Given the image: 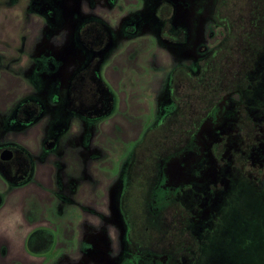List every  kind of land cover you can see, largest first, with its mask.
<instances>
[{"label": "rangeland", "instance_id": "obj_1", "mask_svg": "<svg viewBox=\"0 0 264 264\" xmlns=\"http://www.w3.org/2000/svg\"><path fill=\"white\" fill-rule=\"evenodd\" d=\"M36 1L0 0V151L12 148L15 157L25 158L32 168L21 184L12 183L0 169V264H61L68 254L90 249L94 243L78 231L87 214L97 218L89 227L108 233L110 239L104 236L100 243L105 255L93 262L84 258L88 264H121L134 256L137 264H264V145L240 167L234 150L242 145L244 133H252L253 123L245 118L242 132L230 124L239 111L238 93L211 111L196 143L188 142L184 152L176 153L192 156L194 162L185 160L180 167L170 161L161 185L155 186V178L151 184L149 153L145 156L144 148L136 152L148 130L158 127L151 140L165 134L161 118L172 105V68L182 64L195 71L201 50L218 37L212 18L215 0H171L173 27L183 24L188 30L182 44L159 36L153 17L156 0H57L61 12L54 1L52 25ZM246 2L238 3L245 8ZM97 9L110 29L109 23H120L119 16L131 21V16L142 14L146 33L119 41L103 53L107 56L98 76L112 93L113 108L103 117L90 118L69 106L67 89L70 77L83 65L73 23ZM48 52L51 57L46 59L42 55ZM30 98L41 101V114L30 122H13L14 111ZM249 116L251 121L261 118L256 109L249 110ZM226 123L232 139L220 150L226 165L216 169L232 172L227 173L231 189L216 200L213 189L208 203L189 218L197 205L192 203L188 214L180 210L174 183L181 187L179 180L192 168L186 163L196 169L216 167L206 161L212 158L215 129ZM232 175L244 177L239 184ZM118 187L124 194L125 222L115 207ZM13 221L15 227L9 229ZM126 223L140 236L146 227L151 243L144 251L127 241Z\"/></svg>", "mask_w": 264, "mask_h": 264}, {"label": "trees", "instance_id": "obj_2", "mask_svg": "<svg viewBox=\"0 0 264 264\" xmlns=\"http://www.w3.org/2000/svg\"><path fill=\"white\" fill-rule=\"evenodd\" d=\"M239 1L241 0H215L212 18L218 28V37L214 43L201 50L196 70L182 64L172 68L169 85L171 110L161 118L165 134L161 132L162 135L151 140L152 132L158 127L150 129L144 142L136 147L137 153L143 148L145 156L149 153L152 166L184 149L195 137L202 121L225 97L233 93H238L241 98L235 102V109L238 108L247 115L239 116L240 132L245 125L242 123L248 118L250 124L253 123L249 128L252 133H244L243 137L246 141L255 139L258 127L255 119L251 121L249 110L264 111V0H247L245 8H242ZM174 15L175 8L170 0H156L153 17L160 24L159 36L172 43L184 42L185 37L175 38L174 31L170 29L173 27ZM54 18H48L50 24L54 22ZM75 36L80 47L90 54V58L70 78L68 104L78 108L81 115L103 117L112 110L114 99L110 90L100 82L98 68L102 53L110 45L111 29L102 19L90 18L78 27ZM254 93L257 99H262L256 100ZM93 102L97 103L87 106ZM28 107L34 108L33 113ZM82 107L90 108L84 110ZM17 112L18 121L26 123L37 118L42 107L30 99L19 106ZM254 126L257 127L256 132ZM257 146L258 144L241 146L238 152L241 161L247 162L248 155L257 154ZM26 178L17 184L23 183ZM200 243L201 241L199 245Z\"/></svg>", "mask_w": 264, "mask_h": 264}, {"label": "flooded vegetation", "instance_id": "obj_3", "mask_svg": "<svg viewBox=\"0 0 264 264\" xmlns=\"http://www.w3.org/2000/svg\"><path fill=\"white\" fill-rule=\"evenodd\" d=\"M54 1L56 2L57 7H58L57 11L60 13L61 10L59 8L57 0H40V1H38V3L36 1L35 6L37 9H38V6H40V9L42 10V12L44 14H46V17L52 18L54 16L53 11H56L54 6L52 5L54 3ZM170 2L172 3L171 0H170ZM54 5H55V3H54ZM88 16H89L88 14H85L84 16L76 18L75 22H74V25H75L74 42L78 45V47H80V45L78 44V42L76 40V36H75L76 30L78 29V27L84 21H86L90 18H99V17H96L95 15H93L91 17H88ZM174 17H175V15H174ZM77 21H79V23H76ZM57 22H58V19H57L56 23ZM156 22L158 24V28H160V24L158 23L157 20H156ZM130 28H132V26H127L126 30H129ZM170 29L174 31L175 38L180 36V37H185L187 40L188 30H187L185 25L182 24L179 27H174V28L171 27ZM110 43H111V39H110ZM180 43L182 44L183 42H180ZM80 49H82V51L86 55L85 62L83 63V65H84L89 60L90 54L86 50H84L83 48L80 47ZM102 57H103V53H102ZM51 66L53 67L54 65H51ZM69 81H70V79H69ZM68 88H69V82H68ZM67 91H68V89H67ZM169 97H170V95H169ZM30 99L38 102L41 105V107L43 108L41 101L34 99V98H30ZM170 103L172 104L171 100H169L168 105H170ZM28 109L31 113H33L34 108L28 107ZM258 112L260 113L261 118L259 120L255 119V121H256L255 124L258 127V132L256 134L255 139L253 141H246V139L243 137V138H241L242 140H240L239 145L240 144H242L241 146H244L245 144L246 145L258 144L259 146L264 145V111L260 110ZM17 115H18V112H17V110H15L14 114H13V122L15 121L17 123H21L18 121ZM239 116L247 117V115L244 114L243 112L237 111L235 120L230 123L232 125L237 126L238 129H240L239 128V121H240ZM208 117H206L202 121L201 125L203 124V122H205V120L208 119ZM241 123L242 122H240V126H241ZM227 124L228 123L223 125L220 129H218V128L215 129V133H216L217 137L210 144V151L209 152L211 153L212 158H211V161L207 160L206 164H208L209 162L210 163L215 162L216 167L214 168V164L212 163L213 164L212 169H208L209 167L206 165H204L202 169H196L195 164L187 165V163H186L185 166H187V167L190 166L192 168H189L187 171L185 170L187 172V175H185L181 180H179V181H182L183 183H185V185L182 183L183 186L181 185V187H179L180 183H176V182L174 183V186L177 187L176 188L177 191L175 193L176 195H175L174 199H175V201H177L180 204L179 205L180 210L188 211V212H186L188 214L189 211H191V204L195 203L197 205V206H195V207H197V209H195L194 211H191L189 218L192 217V214H194V216H195V213L196 214L198 213V211H199L198 208L202 209L204 204L208 203V197L212 193L213 189L215 190V193H216L214 198H213L214 200L218 199V194H221V193H223L222 194V199H223L224 196L227 195L231 189V188H229L231 186V184H230L231 179L228 176L232 172H229L226 170H221V169H216L218 167H224L226 165V161L223 159V157H225V155H222V151H220V150H224L225 147L227 146V143L232 139V136L230 135ZM201 125H200V127H201ZM200 127H199V129H200ZM255 140L257 141V143L255 142ZM190 142L196 143L197 141L194 137ZM241 146H240V148L236 147V150H234V154H235L236 160L239 162L240 167L243 168L245 161L242 162L240 159V155L238 156V152L241 149ZM5 149H7V148H5ZM8 149L12 151V157L9 160H5V161L0 159V162H2L0 164V169L7 179H9L12 183L14 182L15 184H17L18 182H22L27 176H29L30 169H32L31 163L23 157H15L14 150L12 148H8ZM2 150H4V149H2ZM181 151H183V149ZM183 152H181V154H178V155L176 154L178 152L170 154L169 156L161 159L158 163H156L151 169V176H150L151 184H152L153 178H155V180L157 181V183H155V186L161 185L162 181L166 180V175H165V167L166 166L165 165H167L170 161L173 160V161L177 162L180 167L181 166L183 167V162L185 160H188L190 162H194L192 156H187V154H185ZM185 152H187V151H185ZM197 154H198L199 158H202L201 157L202 155L200 153H197ZM248 157H249V155H248ZM4 163L6 165L4 167H2V165ZM241 165H243V166H241ZM193 167L195 169H193ZM227 173H229V175H227ZM152 175L154 177H152ZM231 177L236 179V181L240 184L242 181V178L244 176L232 175ZM193 179L195 181H191ZM236 181H233L232 183H234ZM186 183H188V184H186ZM216 183H218V184L216 185ZM121 189L122 188L118 187V191L116 192L118 194V196L116 197L117 201H116L115 207H116V211L118 210L121 213V217L124 219V216L122 215V209H123L122 203L124 202L123 201L124 194H123V191ZM120 192H121V194H120ZM202 200H205V201L203 202ZM212 205H213V202H212ZM161 213L162 212H160V214H159L161 216L160 219L164 217L163 216L164 214H161ZM124 222H125V219H124ZM190 224H192V223H190ZM193 224H194V222H193ZM126 225H127V223H126ZM127 227H128L127 228V241L129 240L131 243H133V245L140 248L137 250L142 251L141 250V248H142L144 251L147 248V246H149V244L151 243V241L149 242L148 239L146 240V235H148V234H146V227L144 226V228H143V230H145V232L142 236L137 235L136 231H135V233H132V231L130 230L128 225H127ZM187 228H188V226H187ZM195 239H196V237H195ZM136 258L137 257H135V256L131 257V258L121 262V264H137Z\"/></svg>", "mask_w": 264, "mask_h": 264}, {"label": "crops", "instance_id": "obj_4", "mask_svg": "<svg viewBox=\"0 0 264 264\" xmlns=\"http://www.w3.org/2000/svg\"><path fill=\"white\" fill-rule=\"evenodd\" d=\"M141 2L142 3L146 2V0H141ZM99 13H100V11H98V9H97L96 11H94L90 15H95L96 17H100ZM87 14H89V13L87 12ZM141 16H142V14H135L134 16L130 17V20L132 19L131 21H129V20L123 21V19H125V17H126L125 15L121 16V17L119 16L117 18L121 19L120 23L117 22L114 26L109 23V25L112 28L111 29V35L112 36H111V43L108 46V48L106 49V51L109 48H110L109 50H111L114 47H116V45L119 43V41H123V40L129 39V38H133L134 36H138V35L146 33V24L144 23V20L141 18ZM141 19H142V21H140ZM127 21H129V22H127ZM73 26H75L74 23H73ZM127 26H132V28H130L129 30H126ZM78 48H80V47H78ZM44 49H46V48H44ZM34 50H36V48ZM80 50L82 51V49H80ZM82 54H83L82 61L84 63L86 55L83 51H82ZM42 56L47 59V58L51 57V53L48 52ZM106 56L102 57V60ZM85 218L86 219L82 220V222L80 224L81 227L78 230L81 234L80 237L81 238L85 237L84 238L85 241H89V242L94 243V244L91 245L90 249H88V250L87 249L84 251L79 250V251H76L73 255L71 253L68 254L66 256V258L64 257L61 264H88V261H86L84 258H89L93 262L92 258H94L98 255H100V257H101V255L104 254L103 253L104 250L101 249L102 246H100V243L103 242V240H105L104 236H107L109 239L108 233L101 232L100 230L95 231L94 229H92V227L91 228L89 227L90 225L95 226L97 224V220H96L97 218L94 215L87 214V216ZM87 223H88V225H87ZM90 264H91V262H90Z\"/></svg>", "mask_w": 264, "mask_h": 264}, {"label": "water", "instance_id": "obj_5", "mask_svg": "<svg viewBox=\"0 0 264 264\" xmlns=\"http://www.w3.org/2000/svg\"><path fill=\"white\" fill-rule=\"evenodd\" d=\"M12 157V151L9 149H4L0 152V159L5 161L9 160Z\"/></svg>", "mask_w": 264, "mask_h": 264}, {"label": "clouds", "instance_id": "obj_6", "mask_svg": "<svg viewBox=\"0 0 264 264\" xmlns=\"http://www.w3.org/2000/svg\"><path fill=\"white\" fill-rule=\"evenodd\" d=\"M15 224H16L15 221L11 222V223L8 225L9 229L14 228V227H15Z\"/></svg>", "mask_w": 264, "mask_h": 264}]
</instances>
